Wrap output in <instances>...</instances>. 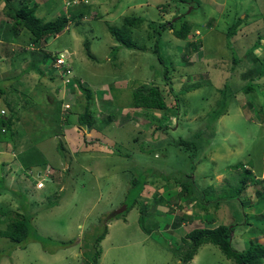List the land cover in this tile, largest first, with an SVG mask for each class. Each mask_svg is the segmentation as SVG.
Masks as SVG:
<instances>
[{
  "label": "rangeland",
  "instance_id": "obj_1",
  "mask_svg": "<svg viewBox=\"0 0 264 264\" xmlns=\"http://www.w3.org/2000/svg\"><path fill=\"white\" fill-rule=\"evenodd\" d=\"M196 1L192 10L179 0H87L76 7L72 0H12L15 7L37 3L36 15L45 20L84 13L39 45L25 30L12 36L0 1V110L13 119L0 134L1 158L12 163L11 181L0 183V231L21 210L30 227L20 245L0 237V264H86L98 250L95 264H181L180 238L218 225L234 226L230 241L238 251L264 245V196L257 199L254 192L264 181V75L246 79L242 73L264 68V0ZM128 16L144 20L132 38L145 51L114 48L107 27H120ZM165 20L186 22L191 30L185 40L161 31L159 63L151 53L157 36L148 25ZM190 41L202 44L187 55ZM60 54L89 96L75 84L65 91L53 68ZM234 57L241 62L232 73L225 68ZM250 80L253 90L244 92ZM142 84L159 86L168 107L175 106L168 95L172 86L179 94L176 117L135 110L132 93ZM64 103L70 105L66 111ZM85 112L93 119L90 128L78 123ZM214 112H221L217 120ZM180 139L199 149L194 154L175 146ZM44 168L53 169V181L42 180L36 189L35 175ZM245 169L253 188L232 198ZM104 227L105 238L95 244ZM188 264L235 263L205 244Z\"/></svg>",
  "mask_w": 264,
  "mask_h": 264
},
{
  "label": "trees",
  "instance_id": "obj_2",
  "mask_svg": "<svg viewBox=\"0 0 264 264\" xmlns=\"http://www.w3.org/2000/svg\"><path fill=\"white\" fill-rule=\"evenodd\" d=\"M0 1H3L4 6L8 9L7 15L11 19L10 31L12 32V36L16 38L17 36L20 35L22 31L25 30L31 35L30 42L35 45H39V43H41L42 41L43 43L46 42L50 36H57L58 34H60L68 26V24L70 23V20L74 18H77L78 20L80 19L82 20V18H85L84 13L80 11L79 13L78 11H76L75 13L71 12L69 16H66V14H63V15L56 16L54 19L45 20L44 18L38 17L36 15V10L38 8L37 3H34L33 5H29V4L25 5L21 2H18L17 4L18 6L15 7L13 5L12 0H0ZM179 2L192 6V10L195 9L193 5L196 4L198 7V1L196 0H190L189 2H187L186 0H179ZM79 4L86 6V3H84V0H79V2L75 4V7L80 6ZM183 16H184L183 14L182 15L179 14L177 15L176 18L183 17ZM240 22H241V19H239L238 21H235L231 26L228 27L226 36H225L226 39L235 33V30L237 29V26L240 24ZM143 23H144V20L141 17L128 16V17L123 18L122 24L120 27L109 25L107 27V30L109 31L115 43H117L118 45L117 47H114V48L118 49V47H122V48L130 49V50L136 49V50L145 51L146 48L142 45H138V43L134 41L132 38L133 30L136 28H139ZM148 26L150 27L151 32L155 33V34H151L152 35L151 37L157 36V37L152 38L154 42L152 45L151 53L157 57L159 63H162V58H161L162 55L160 52V43H159L160 41L159 37H160L161 31L165 29H169L172 31L174 37L181 39V40H185L191 30V26L186 22H181L179 23L178 26H176L175 23L170 22V20L163 21V23L160 24L159 27L156 26L155 22L151 21ZM201 44H202L201 41H198L197 43L192 42V41L187 42V44L185 45L186 54L191 55L197 52L199 49V45ZM85 47H86L87 57L89 59H92V54L89 52V44L86 43ZM261 57H264V56L261 55ZM182 58H184V61H187L186 63L187 66H191V64H188V60L186 59L185 56H182ZM252 59L254 61H257L258 58L252 55ZM240 62H241L240 60L238 61V59L234 57L232 59V67H231V64H229L228 68L230 67V69L228 68H225V69H227V71L230 70V72L233 73L235 70V66L240 65ZM38 73L43 74L40 69L38 70ZM242 73L243 74L245 73L244 75L247 76L246 79H248L250 76L260 77L261 75H264V68H263V71L255 72L252 68L247 67V69H245ZM166 78H168L167 71H165V74H164V79ZM249 82H251V84H247L245 87H243L242 89L243 91L244 89L250 92L251 90H253L252 85L254 84V81L250 80ZM72 83H73L72 87L75 84V86H77L81 91L85 92L86 96L90 95L89 90L86 88H83L79 81L75 82L72 79ZM183 91L185 92V90ZM0 93H2L1 90H0ZM168 95L173 96L174 105H175L174 107H168V105L166 104L164 91L159 86L152 85V84L151 85L142 84L133 90V93H132L133 108L135 110H144V111L158 110V111H164L167 113L170 112L172 113L170 114L171 116L176 117L178 106H179V94L174 92L172 86L171 87L169 86ZM225 97H223V99L219 101L218 103L219 105H222L224 103L223 101L225 100ZM221 110L222 109H220V111ZM214 114L216 115L215 120H217L221 112L219 113L218 116H217L218 112H214ZM92 121H93L92 116L87 112L81 114L78 117V123L88 128L92 126V123H93ZM12 123H13L12 118L10 117L5 118L4 116H0V131L2 130L3 127L8 128L10 127V125L12 126ZM69 123L70 121L67 119L64 124L67 125ZM158 128L166 129V127L161 122H159ZM175 146L177 147L182 146V147H185L187 150L194 149V151H191L194 154L199 149V147H197L199 145L196 146L195 143L186 142L182 139L178 140ZM249 175H251L250 169H245L244 174L238 177L239 178L238 187L236 188L235 193L232 194V198L238 197V195L241 192H244L246 188H250V189L253 188L249 182L250 180ZM50 178H53V177L51 176ZM253 185H255V182L253 183ZM259 185L260 187L254 190L255 196L257 199L260 196H264V181L260 182ZM186 189L187 188L185 187L184 190ZM181 191H183L182 188H181ZM189 194H191V192H189ZM225 198H229V197H225ZM219 204H220L219 200H216L217 207ZM197 205H199L203 211L208 210V207H206V204L204 202L202 203L201 200L197 201ZM241 205L243 207L242 203ZM129 210L130 208L128 209L126 208V212H128ZM142 218L143 217L140 218V221L142 220ZM176 221H177L176 224H180L181 222H183V219H177ZM209 221L211 222V224L213 223V220L209 219ZM172 228L176 229L178 228V226L172 225ZM233 228H234L233 225H218L217 227H214L211 229L194 228L190 230L182 238H180L179 248H181L182 250L180 249V255H178L179 261L181 262V264H188L196 256L199 247L205 244H211L217 247L227 259L233 260L235 264H263L264 263V245L259 244V243H252L245 251H238L231 246L230 239H231V233L233 231ZM29 229L30 227L27 221V217L22 213V210H21L18 213L17 218L11 221V223L7 225L4 233L0 231V237H6V238H9L15 241L17 244H21L26 241ZM106 234H107V231H106V228L104 227L102 233L96 237L95 244L100 243L104 239ZM36 240H38V242L40 241L41 243H45L39 238H37ZM24 247L25 245L23 246V248ZM100 255H101V252L98 250V252H96L95 254H92L93 256L92 262L90 263L87 262L86 264H95L96 261L99 259Z\"/></svg>",
  "mask_w": 264,
  "mask_h": 264
},
{
  "label": "built area",
  "instance_id": "obj_3",
  "mask_svg": "<svg viewBox=\"0 0 264 264\" xmlns=\"http://www.w3.org/2000/svg\"><path fill=\"white\" fill-rule=\"evenodd\" d=\"M76 1L79 2V0H72V5L76 4ZM86 2V0H84V3ZM69 4L67 3V6ZM68 57L64 56L63 54H60L59 56H57L54 60L53 63V68L55 69L56 73L59 75L61 82L63 84V86L65 88H67L68 90H65L66 92L69 91V88L72 87V70H71V66L68 64V62L66 61ZM70 108L69 103H64L63 105V110H67ZM0 115L4 116L5 115V111L4 110H0Z\"/></svg>",
  "mask_w": 264,
  "mask_h": 264
},
{
  "label": "clouds",
  "instance_id": "obj_4",
  "mask_svg": "<svg viewBox=\"0 0 264 264\" xmlns=\"http://www.w3.org/2000/svg\"><path fill=\"white\" fill-rule=\"evenodd\" d=\"M87 1V0H86ZM264 37H259V39L263 40L261 43L264 42ZM264 45V44H263ZM71 92V91H70ZM64 105V104H63ZM63 108V107H62ZM3 110V109H1ZM66 111V110H64ZM1 116V115H0ZM5 118H7V116H4ZM5 129L6 127H3L2 130L0 131L1 133L0 134H4L5 132ZM4 153V151H0V158H1V155ZM50 172H48V170L46 168H44L43 170H40L39 172H37V174L35 175V187L36 189H42L43 188V183L41 182L42 180H45V179H52L51 181H53V178H50V175H54V173L52 172V168H49ZM67 171V168L65 169ZM41 173H48V174H41ZM53 173V174H52ZM42 191V190H41ZM117 216V215H116ZM105 238V237H104ZM9 239V238H8ZM9 241H12V243H15L17 244L15 241L9 239ZM17 245H20V244H17ZM25 248V247H24Z\"/></svg>",
  "mask_w": 264,
  "mask_h": 264
},
{
  "label": "crops",
  "instance_id": "obj_5",
  "mask_svg": "<svg viewBox=\"0 0 264 264\" xmlns=\"http://www.w3.org/2000/svg\"><path fill=\"white\" fill-rule=\"evenodd\" d=\"M11 162H9V159H7V158H0V183H9L10 181H11V177H7V175H9V173L11 172ZM12 172H15L16 173V171H12ZM263 173H264V171H263ZM262 173V174H263ZM17 174V173H16ZM262 176V175H261ZM261 176H260V178H258V179H260V180H262V178H263V176H262V178H261ZM256 178V177H255ZM257 180V179H256ZM263 181V180H262ZM6 185V184H5ZM2 187H0V189H1ZM2 190H4V188H2ZM15 191V190H14ZM1 221V220H0ZM1 264H2V262H1Z\"/></svg>",
  "mask_w": 264,
  "mask_h": 264
},
{
  "label": "water",
  "instance_id": "obj_6",
  "mask_svg": "<svg viewBox=\"0 0 264 264\" xmlns=\"http://www.w3.org/2000/svg\"><path fill=\"white\" fill-rule=\"evenodd\" d=\"M87 131H88V128H87ZM126 209V207L124 208V210ZM119 212H121V210L119 211ZM119 212H117V213H119Z\"/></svg>",
  "mask_w": 264,
  "mask_h": 264
}]
</instances>
